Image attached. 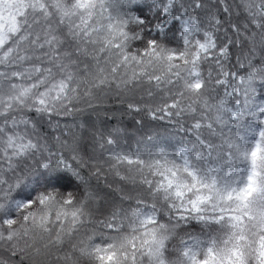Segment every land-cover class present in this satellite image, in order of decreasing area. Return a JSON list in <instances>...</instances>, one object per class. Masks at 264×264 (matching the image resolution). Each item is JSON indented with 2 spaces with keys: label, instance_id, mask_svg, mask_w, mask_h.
<instances>
[{
  "label": "snow or ice",
  "instance_id": "6c2138e0",
  "mask_svg": "<svg viewBox=\"0 0 264 264\" xmlns=\"http://www.w3.org/2000/svg\"><path fill=\"white\" fill-rule=\"evenodd\" d=\"M0 264H264V0H0Z\"/></svg>",
  "mask_w": 264,
  "mask_h": 264
}]
</instances>
